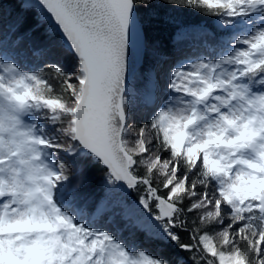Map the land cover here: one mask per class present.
Segmentation results:
<instances>
[{"label":"snow or ice","instance_id":"obj_1","mask_svg":"<svg viewBox=\"0 0 264 264\" xmlns=\"http://www.w3.org/2000/svg\"><path fill=\"white\" fill-rule=\"evenodd\" d=\"M0 264H264V0H0Z\"/></svg>","mask_w":264,"mask_h":264},{"label":"trees","instance_id":"obj_2","mask_svg":"<svg viewBox=\"0 0 264 264\" xmlns=\"http://www.w3.org/2000/svg\"><path fill=\"white\" fill-rule=\"evenodd\" d=\"M8 8V11H11V7L6 5ZM179 19L182 20L185 24L191 25V26H197V25H207V27L211 30L213 27L212 21L207 18L200 17L196 14L189 13V12H181L177 13ZM168 33L163 34V38L167 39ZM184 49V54L187 55H196L197 53V48L194 46L193 42L186 43L185 45L182 46ZM180 58V57H177ZM89 175L93 178L94 182H98L100 179V174L99 172L92 170ZM145 247L148 249L149 252H155L156 249L152 245H145Z\"/></svg>","mask_w":264,"mask_h":264}]
</instances>
